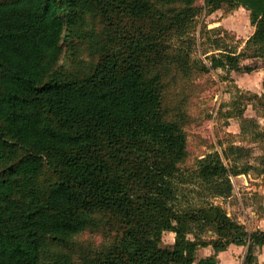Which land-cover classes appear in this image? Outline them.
I'll use <instances>...</instances> for the list:
<instances>
[{
  "label": "trees",
  "instance_id": "1",
  "mask_svg": "<svg viewBox=\"0 0 264 264\" xmlns=\"http://www.w3.org/2000/svg\"><path fill=\"white\" fill-rule=\"evenodd\" d=\"M194 1L0 0V264H216L197 250L230 244L246 245L244 264H257L264 231L248 234L219 205L184 193L194 184L227 197L240 171L216 154L192 172L179 169L186 137L166 119L160 76L150 70L162 58L160 39L188 30ZM202 5L206 14L249 11L247 43L264 71V0ZM63 40L73 54L85 44L89 64L57 66ZM239 54L211 56V66L250 72ZM98 216L119 234L103 250L83 251L73 238ZM164 231L174 234L169 248L159 245Z\"/></svg>",
  "mask_w": 264,
  "mask_h": 264
},
{
  "label": "rangeland",
  "instance_id": "2",
  "mask_svg": "<svg viewBox=\"0 0 264 264\" xmlns=\"http://www.w3.org/2000/svg\"><path fill=\"white\" fill-rule=\"evenodd\" d=\"M202 4L203 0L194 1L199 9L183 35L160 39L157 48L162 58L150 70L160 76L166 119L177 121L186 137V155L179 169L183 173L192 172L199 159L216 154L231 172L240 171L230 175L229 196L211 197L200 186L188 184L185 188H193L184 189L189 201L196 205L208 202L219 205L248 234L264 231V87L261 84L264 71L262 59L254 57L247 43L255 28L245 9L228 11L223 7L206 14L200 8ZM91 22L97 31L104 26L99 19ZM62 44L57 66L75 68L78 59L83 60L80 66L91 61L85 44L74 54L71 43L63 40ZM226 51L240 53L239 66H250L252 70L212 67L210 57H220ZM178 200L180 204V190ZM97 219L100 221L96 227L87 228L73 238L75 246L83 251L103 250L119 234L106 216ZM209 234L208 230L204 235ZM173 238V233L162 232L160 247H171ZM243 250L246 254V246ZM253 253L264 264L260 247H255ZM72 254L74 259L78 257V253ZM201 254L196 253V258ZM41 264L50 263L43 258Z\"/></svg>",
  "mask_w": 264,
  "mask_h": 264
},
{
  "label": "crops",
  "instance_id": "3",
  "mask_svg": "<svg viewBox=\"0 0 264 264\" xmlns=\"http://www.w3.org/2000/svg\"><path fill=\"white\" fill-rule=\"evenodd\" d=\"M242 7H238L240 9ZM244 9V8H242ZM235 10V9H234ZM246 10V9H245ZM249 13V11H248ZM262 84V83H261ZM246 245H236L230 244L223 251L215 252L211 246L201 247L196 253L202 252L201 257L214 255L216 259V264H244L245 251L243 247ZM262 253H264V245L260 247ZM257 264H261V260L256 258Z\"/></svg>",
  "mask_w": 264,
  "mask_h": 264
}]
</instances>
